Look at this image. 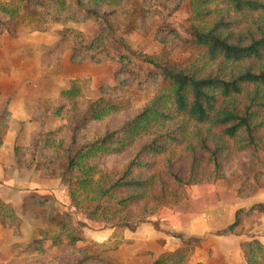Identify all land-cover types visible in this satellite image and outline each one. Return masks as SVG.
I'll list each match as a JSON object with an SVG mask.
<instances>
[{
  "label": "trees",
  "instance_id": "trees-1",
  "mask_svg": "<svg viewBox=\"0 0 264 264\" xmlns=\"http://www.w3.org/2000/svg\"><path fill=\"white\" fill-rule=\"evenodd\" d=\"M188 12L182 27L189 36L191 56L183 62H173L155 54L130 50L121 36L119 20L138 24L139 19L160 14L152 0H1L0 11L7 20L4 27L11 36L26 27L29 30H46L58 26V44L69 45L70 59L91 52L108 54L107 43L113 40L124 51L135 55L141 68H146L147 78L155 80L152 97L140 112L116 129L99 136L77 140L75 132L93 120L121 109L118 101L108 96H97L81 111L78 103L80 85L73 80L69 87L59 90L58 99L64 103L51 105L53 99H41L44 114L61 116L67 113L65 127L71 135L65 140L56 130H44L39 134V159H34L36 147L15 144L14 164L19 171L35 168L40 174L60 177L67 188L70 204L89 219L111 225L108 239L100 245L99 256L116 249L125 242L123 229L135 230L149 219L159 207L174 205L186 197V185L210 182V178H198L191 173L181 176L165 167L169 184L163 181L156 167L158 158L168 155L175 146L195 150L189 139L201 142L209 163L213 164L212 178H224L216 152L209 149L205 138H200L204 128L215 130V140L226 138L239 143L242 150L258 149V130L264 124V0H187ZM249 17V24L242 19ZM93 22L96 29L89 36L69 23ZM53 48V46L48 47ZM92 56V55H91ZM93 57V56H92ZM131 59L124 53L121 59ZM65 102L69 108H65ZM54 104V103H53ZM46 108V109H45ZM0 115V146L8 129ZM260 118V119H259ZM63 129V128H62ZM150 137L117 173L101 168L98 160L138 138ZM36 142V143H37ZM37 144H35L36 146ZM217 152L222 146H217ZM156 162L153 166V159ZM151 159L150 163L147 160ZM153 166V167H152ZM152 167V168H151ZM151 168L145 177L138 169ZM242 191L239 187V192ZM154 204V205H152ZM151 205V206H150ZM20 216L7 197H0V225L19 226L24 219L37 220L45 215V224L37 225L38 237L23 245L24 252L43 254L41 242L50 240L57 246L65 242L72 248L84 241L82 231L71 221V215L59 211L48 193L30 191L19 204ZM264 212V204L252 206ZM235 212L231 224L219 231L221 235L234 233L239 225V213ZM16 213V214H15ZM42 228V229H41ZM180 239L181 246L159 254L153 264H189L192 244L199 239L171 231ZM246 264H264V245L258 238L240 243ZM85 253L84 249L67 250L68 255ZM42 256V255H41ZM50 259H47V261ZM65 261V257L63 259ZM93 261L95 264H112L106 258L90 260L84 255L74 264Z\"/></svg>",
  "mask_w": 264,
  "mask_h": 264
},
{
  "label": "rangeland",
  "instance_id": "rangeland-1",
  "mask_svg": "<svg viewBox=\"0 0 264 264\" xmlns=\"http://www.w3.org/2000/svg\"><path fill=\"white\" fill-rule=\"evenodd\" d=\"M152 1L157 3L160 14L156 17L139 19L138 24L133 26L125 21L124 18H121L119 20L121 28L117 36H121L126 46L132 51L155 54L168 61L178 63L187 60L192 53L190 45L186 42L189 36L184 32L182 27L187 18V0ZM6 20V15L0 11V90L3 91V95L0 96V115L2 114V119L7 123V127L9 128L8 120L10 121V111L8 108L10 103L24 102V99H21V94L17 96L18 98L14 94L16 89L30 88L32 91L30 92V96L33 100L28 102L31 109L27 113L31 120L37 123V126L28 131L22 128V126L20 129L21 133H17L16 141L13 144L27 147L25 156L30 153L33 147H36L34 159H39V143L37 139L39 134L44 130H56L59 135H63L66 141L69 140L71 132L64 126L67 113L64 112V114L57 117L50 112L44 114L43 108L38 102L41 99L50 98L53 99L54 104L51 103L52 106L64 103L63 100L57 98L59 90L64 87H69L73 80L77 81L80 85L81 95L79 96L78 103H80L81 111H83L86 102L100 95L108 96L113 101H118L122 106L119 111L104 116L101 119L93 120L75 132L77 140L93 138L106 131L118 128L121 124L140 112L145 103L154 94L155 80L150 77L147 78L146 68H141L139 66L140 62L136 59L135 55L129 51H124L119 43L109 40L107 43L108 54L103 52L97 54L88 52L80 54L71 60L69 45L67 43L58 44L57 42L59 39V34L56 31L59 28L58 26L48 28L44 31H33L22 27L17 30L15 36H11L4 27ZM249 22V17L241 21L242 25H247ZM68 26L75 27L89 36L93 35L96 29V24L89 21L69 23ZM51 46H53L52 49L48 48ZM122 53L131 59L130 63L125 58L119 59ZM30 96L28 94V97ZM65 108H69L67 102H65ZM19 111L22 113L21 109ZM261 117L264 118V113ZM19 122L22 124L23 121ZM15 127L17 128L18 126L16 125ZM259 129V146L256 151L249 149L242 150L239 148V143L235 144L233 140L231 141L226 138L215 140L212 136L215 135V130L209 132V130L203 128L200 131V138H205V143L209 149L216 152V156H218L221 165L220 171L225 176L224 178H212L211 174L214 172L213 164L211 162L209 163L206 151L200 149L201 142L195 137L189 139L191 146L195 150L191 151L189 147L180 145L171 148L168 155L166 154V156L158 158L157 163L159 167L157 166L156 169L159 172L153 173L161 174L163 181L168 184L170 180L161 173H165V170H163L165 167H170L172 171L177 172L181 176H186L191 173V177L196 174L198 178L207 177L212 179L210 182L202 183H195L192 180L191 183L186 185V197L182 201L187 199V188L192 189L195 187L205 189V187L212 186H216L217 188L218 185H222L223 187H218L224 189L223 191L229 197V193L233 192L231 189L234 187L235 197L230 196L228 198L227 201L232 204L222 208L223 215L227 214V208L230 211L232 210L233 205L238 202L237 199L252 196L253 200L246 203L245 206L236 205L238 207L237 210L242 209V211L239 213V225L234 232L242 233L245 236L243 241L254 237L258 238L264 245V212L252 208L255 204H264V202H261L262 196L264 195V124ZM149 139L150 137L138 138L132 145L125 146V148L110 155L100 157L97 159L100 167L112 173L119 172L124 164L140 149L141 144ZM29 144H31L30 148L32 149L28 147ZM35 144L37 145L35 146ZM217 146H222L218 152ZM12 157L10 159V169H12V165L15 166L14 152H12ZM151 161L149 159L147 163ZM155 162L156 160L154 158L153 166ZM151 168H142L138 169V171L144 174L145 177H149V170ZM19 175L27 185L34 183L39 193L50 194L53 197L54 206L59 211L67 212L71 215L72 223L79 226L85 240L77 242L73 248L65 242L54 246L51 245L50 240H44L41 242L42 249H45L43 250V254L39 251L32 253L24 252L21 250L23 249V245L32 243L33 239L38 237L36 226H46L45 215L37 217V220L34 221L24 219L19 226L11 225L3 227L0 225V231L12 229L14 234H20V240L26 241L13 244L6 248H0L17 249L19 252V257L13 261L10 260L9 264H74V262L80 260L84 255H89L90 260L105 258L107 253L99 256L101 247L97 244L98 242H95L94 238L101 240L105 233L107 235V230L111 229L110 224L89 219L80 210H76L70 204L67 188L61 182L60 177L40 174L34 167L29 170L19 171ZM12 176H15V174ZM214 183L216 185H213ZM239 187L242 189L240 192L238 191ZM25 190H28V187ZM204 200L206 199H199V204L209 205L212 203V201H209L208 204ZM179 203L168 206H175ZM191 204V202L188 203L185 201L182 203V206L189 205V208H191ZM166 207H159L153 214L149 215L150 220L141 224L151 223L156 229V223H158L161 224L162 232L166 234L171 232L168 229L169 227L166 221ZM14 208L20 216L21 210L19 205H15ZM155 215L158 217V222L156 223L152 220ZM26 226L30 228L27 227L25 229ZM136 229L129 230L124 228L122 230L124 240L126 241L125 234L128 235L130 232H135ZM221 229L223 228H217L211 232L214 235L221 236L219 234ZM190 237L199 239L198 236ZM198 245L192 244L191 253L194 250V246ZM153 246L151 248H154ZM72 249H84L85 253L68 255L67 250L70 252ZM207 255V264H246L241 249H208ZM64 257L65 261H63ZM47 259L50 260L47 261ZM84 264L95 263L93 261H86Z\"/></svg>",
  "mask_w": 264,
  "mask_h": 264
},
{
  "label": "crops",
  "instance_id": "crops-1",
  "mask_svg": "<svg viewBox=\"0 0 264 264\" xmlns=\"http://www.w3.org/2000/svg\"><path fill=\"white\" fill-rule=\"evenodd\" d=\"M30 92H32L30 88L16 89L14 94L16 97L21 94V99H24V102L10 103L8 110L10 111L9 118L11 122L8 120L9 128L0 146V197H7L8 201L14 206L19 205L22 197L30 191H39L36 189L37 187L34 183L27 185L23 182L17 167L12 165V169L9 168L11 165L10 159L13 158V144L16 141L17 133L20 132L21 127L23 126L22 128L28 131L37 126V123L32 121L27 113L31 109L28 102L33 100ZM28 94L30 97H28ZM1 95H3L2 90H0ZM20 109L22 113L19 111ZM19 121H23L22 124ZM16 125L18 126L17 128L15 127ZM14 174L15 176H12ZM213 185L216 184L214 183ZM218 186L217 188L216 186L205 187V189L195 187L192 189L187 188V199L178 205L167 206L165 208V216L169 230L185 236H198L200 239L199 245L194 246V250L189 256V264H207L208 249H241L240 243L245 237L242 233L234 232L232 234L218 236L214 235L211 231L217 228H225L231 224L234 220L237 206H245L246 203L253 200L252 196L237 199L238 202L233 205L232 210L230 211L227 208V214L223 215L222 208L232 204L227 200L230 196L235 197L236 193L233 187L231 189L233 192L229 193L230 196L228 197L227 193L223 191L224 189H220ZM26 187H28V190H25ZM199 199H206L204 200L207 201L206 203L209 201H212V203H208L209 205H200ZM185 201L192 203L191 208H189V205L182 206V203ZM218 202H222L223 204H218ZM261 202H264V195L262 196ZM200 203L203 204L202 202ZM211 208L212 210H210ZM206 209L209 210L206 211ZM157 218L155 215L152 218L153 222H158ZM27 227L29 226H26L25 229ZM12 231V229L0 231V248L26 242L25 240H20V234H14ZM110 233L111 229H108L107 235L105 233L101 240L92 238H94L95 242L101 243L108 239ZM125 238V242L120 244L116 249L107 252L105 258L112 264H153L160 253L172 251L181 246L179 238L162 232L161 224L158 223H156V229L151 223L141 224L135 232H130L128 235L125 234ZM153 244L155 245L153 246ZM151 246L154 248H151ZM18 254L17 249H0V264H9L10 260L13 261L19 257Z\"/></svg>",
  "mask_w": 264,
  "mask_h": 264
}]
</instances>
